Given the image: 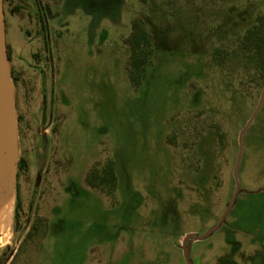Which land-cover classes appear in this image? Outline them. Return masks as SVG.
I'll list each match as a JSON object with an SVG mask.
<instances>
[{
	"label": "rangeland",
	"instance_id": "1",
	"mask_svg": "<svg viewBox=\"0 0 264 264\" xmlns=\"http://www.w3.org/2000/svg\"><path fill=\"white\" fill-rule=\"evenodd\" d=\"M36 2L51 44L36 57L41 41L26 44L27 25H8L5 9L17 132L26 115L35 129L43 95L56 123L45 139L23 136L19 153L31 170L20 182L43 169L31 219L44 226L17 246L31 199L17 189L0 264H264V61L239 47L264 0ZM134 20L153 48L137 88L126 72ZM107 161L112 195L84 181Z\"/></svg>",
	"mask_w": 264,
	"mask_h": 264
},
{
	"label": "flooded vegetation",
	"instance_id": "2",
	"mask_svg": "<svg viewBox=\"0 0 264 264\" xmlns=\"http://www.w3.org/2000/svg\"><path fill=\"white\" fill-rule=\"evenodd\" d=\"M6 7L8 8L9 10L8 12H10V16H11L10 18L11 20L8 21L9 22L8 25L11 24L13 19L17 20L21 17L22 18L20 19L21 20L20 22L25 23L27 25L28 31L25 32V35L27 37L26 44H29V46H32V44L35 41L37 40L41 41V44H42L41 51L37 49L35 52H31L30 56L36 57L40 54V52L43 54L45 52H48L49 46H51V44L48 41L49 40V27L45 21L46 8L38 4L36 0H3V12H4V24H5V45H6V50H7L8 61L11 63L12 55L10 52L11 46L9 45L7 41V32H8L9 26L6 25L7 23L6 22L7 12L5 9ZM16 49L19 52L22 51L26 53L24 47L19 48V49L16 47ZM42 62L46 64V62L43 60V57H42ZM19 63L21 64L22 61L19 60ZM38 67L39 68L36 69V72L38 73V76H39L38 101L40 103V99L42 96L41 76H42V72L44 69L41 66H38ZM11 77H14L12 70H11ZM29 94H30V91L27 90L26 95H24L22 100L26 99V101L28 102L32 101L29 98ZM38 108H39V112L36 115V117L33 118V120L36 123L35 129H33V126H31V118L27 115L25 117L23 130L21 134L20 133L18 134L19 135L18 136L19 153L21 152V145H22L21 142L22 140H24L23 136L26 137L25 138L26 140L29 139V136L30 138H32L33 135H35L39 139H43V138L45 139L49 137L50 135L55 134L56 123L54 121V114H53L52 109H50L48 112V105L46 103V98L44 95H43L42 101L40 105L38 106ZM23 159L24 160H21V159L18 160L15 196H16L17 189H20L22 193H24V191H27L29 189L28 194L31 199L28 201V204H26V209H27L26 212H24L23 207L21 206L19 200L17 201V204L15 206V210H14V223L16 226L15 228H17V225L20 223V220H21L20 216L22 214V210H23V214L25 213L26 215L23 225L22 227H20L21 229H20L19 237L21 238V240L19 241L17 246L21 244L24 240L29 238L31 235L36 233L38 229H41L44 226V224L40 223L39 219L37 220L35 219L34 222L31 219V216H33L34 212H36V209L34 208V202L38 198L37 188L40 184V180H42L43 169L40 167L37 170H34L33 175L30 174L28 180L26 179L20 182L21 178L18 176V173L24 172V174H26L25 177L27 178L28 172L30 170L29 161H27V159L25 158ZM36 178L38 182L37 185H36ZM17 246L14 249L10 248V251H8L7 254L9 252L13 253L16 250ZM12 253L10 254V256H12ZM4 260L5 262H7L8 259L6 260V256Z\"/></svg>",
	"mask_w": 264,
	"mask_h": 264
},
{
	"label": "trees",
	"instance_id": "3",
	"mask_svg": "<svg viewBox=\"0 0 264 264\" xmlns=\"http://www.w3.org/2000/svg\"><path fill=\"white\" fill-rule=\"evenodd\" d=\"M126 44L130 49L126 69L127 77L132 86L137 88L144 80L145 71L151 65V57L153 55L151 35L142 21H132L131 33L126 40ZM239 47L246 53L255 54L257 63L264 61V17H256L254 24L245 31L240 39ZM212 59H220L218 50L213 52ZM84 181L88 187L97 189L105 195H112L116 187L113 163L107 161L101 168H92Z\"/></svg>",
	"mask_w": 264,
	"mask_h": 264
},
{
	"label": "water",
	"instance_id": "4",
	"mask_svg": "<svg viewBox=\"0 0 264 264\" xmlns=\"http://www.w3.org/2000/svg\"><path fill=\"white\" fill-rule=\"evenodd\" d=\"M18 160L15 95L5 45L3 0H0V214L16 198Z\"/></svg>",
	"mask_w": 264,
	"mask_h": 264
},
{
	"label": "bare ground",
	"instance_id": "5",
	"mask_svg": "<svg viewBox=\"0 0 264 264\" xmlns=\"http://www.w3.org/2000/svg\"><path fill=\"white\" fill-rule=\"evenodd\" d=\"M10 213V212H9ZM11 217V216H10ZM8 219H9V214H8V211L7 209L4 210L1 214H0V227L3 228L7 222H8ZM8 227V225H7ZM4 230V229H3ZM9 230V229H8ZM3 234V233H2ZM7 237V236H6ZM2 238V237H1ZM5 238V237H4ZM3 240V239H2ZM7 240V239H6ZM1 241V240H0ZM4 242V241H3Z\"/></svg>",
	"mask_w": 264,
	"mask_h": 264
}]
</instances>
